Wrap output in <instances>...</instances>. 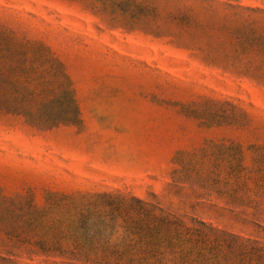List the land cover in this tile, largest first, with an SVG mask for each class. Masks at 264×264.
Returning <instances> with one entry per match:
<instances>
[{"label": "rangeland", "instance_id": "1", "mask_svg": "<svg viewBox=\"0 0 264 264\" xmlns=\"http://www.w3.org/2000/svg\"><path fill=\"white\" fill-rule=\"evenodd\" d=\"M257 7L264 0H0L2 24L64 63L81 114L80 124L39 129L1 112L0 188L33 193L38 203L49 189L119 190L264 238L224 201L199 202L171 184L182 150L226 156L236 152L226 146L241 143L251 163L249 145L264 144V79L245 75L246 65L264 73V54L234 52L231 32L264 25ZM183 12L208 26L189 34L173 19ZM209 98L232 100L247 124H202ZM28 263L53 264L21 259Z\"/></svg>", "mask_w": 264, "mask_h": 264}, {"label": "trees", "instance_id": "2", "mask_svg": "<svg viewBox=\"0 0 264 264\" xmlns=\"http://www.w3.org/2000/svg\"><path fill=\"white\" fill-rule=\"evenodd\" d=\"M256 9L264 18V8ZM173 19L189 34L208 26L189 12ZM231 32L234 52L264 54V25ZM255 68L246 65L245 75L264 79ZM1 112L39 129L81 123L64 63L42 41L19 37L0 22ZM240 113L249 118L232 100L209 98L198 118L208 126L246 125ZM226 148L236 152H178L171 184L189 189L199 202L220 199L244 223L264 230V144L249 145L251 163L241 143ZM24 257L53 264H264V238L119 190L49 189L38 203L33 193L9 195L0 188V264H20Z\"/></svg>", "mask_w": 264, "mask_h": 264}]
</instances>
